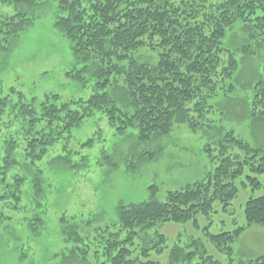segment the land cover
Returning <instances> with one entry per match:
<instances>
[{"label": "trees", "instance_id": "trees-1", "mask_svg": "<svg viewBox=\"0 0 264 264\" xmlns=\"http://www.w3.org/2000/svg\"><path fill=\"white\" fill-rule=\"evenodd\" d=\"M54 1V27L69 39L76 62L83 64L67 74L83 87L91 83L92 94L88 99L67 100H61L57 93L46 94L38 102L36 97L29 99L14 87L8 93L0 89V125H16L14 132L21 135L19 139L13 136L6 140L0 182L5 183V188L11 187L19 202L27 177L16 174L14 180L8 181V171L18 163L19 148L25 164H36L58 140L65 139L66 149L72 129L98 116L105 118L117 134L137 129L132 159H125L127 171L136 172L140 163L159 157L164 148L161 140L176 125L205 133L214 130L211 100L237 92L233 81L240 61L236 54L251 57L257 50H264V0ZM46 2L0 0V51L10 49L36 22L38 8ZM235 30L245 35V44L237 49L227 45L229 33ZM143 49L157 53V60H141L138 54ZM253 74L247 87L250 94L244 98L241 112H230L227 119H248L251 125L261 126L264 61ZM218 129L219 138L204 147L210 160L217 162L213 172L203 180L169 191L165 201L155 197L157 186L152 185L149 200L120 204L116 230L108 225L86 239L79 233L78 223L63 217L64 239L75 243L63 253L64 258L93 264V255L96 264H157L151 259L152 252L160 255L167 248V236L155 231L158 225L191 220L196 224V215H209L216 201L226 210L239 192L237 180L246 171V181L241 182L244 186L249 182L253 189L264 187L258 177L264 174V146H253L234 130ZM93 141L90 137L85 145ZM64 160L71 162L69 156ZM36 171L33 188L37 199L44 194V179L40 170ZM14 207L25 211L23 205L14 203ZM244 215L246 224L232 231L213 234L205 229L209 241L228 254L231 261L233 244L242 233L253 225L264 226V195L251 196ZM31 219L28 229L37 235L44 225L42 212ZM198 255L202 260L196 264H223L195 238L185 246L176 243L168 261L192 264ZM241 264H264V254Z\"/></svg>", "mask_w": 264, "mask_h": 264}, {"label": "rangeland", "instance_id": "rangeland-1", "mask_svg": "<svg viewBox=\"0 0 264 264\" xmlns=\"http://www.w3.org/2000/svg\"><path fill=\"white\" fill-rule=\"evenodd\" d=\"M38 9L36 22L14 41L10 49L0 51V89L8 93L14 87L29 99L36 97L38 102L46 94L53 93L59 94L61 100L88 99L92 94L91 83L83 87L67 74L83 64L76 62L69 39L54 27L56 1L47 0ZM244 38L243 32L235 30L229 33L226 43L237 49L245 44ZM256 53L251 57L236 54L240 61L239 73L233 81L237 92L211 100L212 116L216 121L214 130L205 133L193 131L187 125H176L172 133L161 140L164 148L159 157L140 163L136 172L127 171L125 159H132L131 149L135 145L137 129L125 135L117 134L105 118L98 116L72 129L66 149L65 139H60L36 164H25L19 148L18 163L8 171V181L14 180L16 174L27 177L22 202L12 195L11 187L5 188V183L0 182V264H82L78 259L64 258L63 253L75 243L65 241L66 223L62 218L78 223L79 233L84 238H93L97 229L108 225L116 230L118 206L149 200L152 185L157 186L155 197L165 201L169 191L205 179L214 171L217 162L210 160L204 147L219 138L218 127H223L224 131L234 130L253 146H264V125H251L248 119H227L228 113L241 112L244 98L250 94L247 87L251 74H256L264 61V50ZM138 57L155 62L157 53L143 49ZM16 127L0 125V165L7 155L6 140L21 136L14 132ZM90 137L94 139L93 143L85 145ZM65 156L70 157L69 164L64 160ZM37 169L44 179V194L36 199L33 179ZM246 175L247 171L237 180L239 192L226 210L221 202L216 201L209 215H196V224L191 220L158 225L155 231L167 236V248L160 255L152 252L151 259L157 264H169L171 248L176 243L185 246L192 238L200 239L207 253L223 264H241L264 254V226L253 225L242 233L233 244L232 261L228 254L209 241L205 233L206 228L218 234L246 224V202L251 196L264 195V187L253 189L249 182L246 186L241 183L246 181ZM258 177L264 183V174ZM14 203L23 205L25 211L15 208ZM37 212H42L44 225L39 232L36 231L37 235H33L28 224ZM90 258L96 264L94 256ZM201 260L198 255L192 264Z\"/></svg>", "mask_w": 264, "mask_h": 264}]
</instances>
